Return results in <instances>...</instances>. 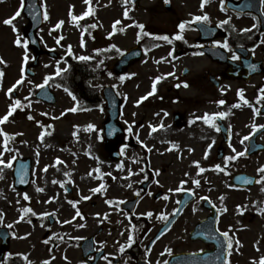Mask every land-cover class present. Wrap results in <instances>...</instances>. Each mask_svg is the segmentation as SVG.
Here are the masks:
<instances>
[{"label":"rangeland","instance_id":"374dc122","mask_svg":"<svg viewBox=\"0 0 264 264\" xmlns=\"http://www.w3.org/2000/svg\"><path fill=\"white\" fill-rule=\"evenodd\" d=\"M40 3L49 16L38 32L42 48L65 57L71 56L86 68L101 71L106 66L112 67L119 56L98 57L95 50L110 43L115 44L122 52L133 48L141 35L140 29L136 27L137 23L159 33L174 35L179 33L177 24L180 20H192L195 15L207 13L209 19L217 23L231 18V15L222 10L220 0H209L203 12L200 9L201 0H170V10L164 8V0H143L138 7H134L130 2L126 5L124 0H91L94 14L78 22L72 20L70 13L82 15L87 11L89 5L85 4L84 0H40ZM20 5L21 0H0V58L6 62L0 63V71L4 72L0 88V117L7 113L9 105L15 100L13 92L17 93V99L23 105L22 111L14 112L7 122L0 125V129L9 135L7 147L10 149L4 150L5 138L0 135V153L3 154L0 159L7 163L15 157L11 168L0 165V215L3 217L0 227L13 231L10 254H19L23 258L26 256L27 260L23 259L25 264H44V261H48V264H78L80 258L76 248L67 240V237L78 238V235L73 233L71 226L66 227L67 223L64 221L70 219L76 209H83L84 213L92 218V225H98L99 220L92 213L98 210V207L106 206L104 199L100 195L92 197L91 201L97 204V209H92L91 202L83 199L85 196H91V189L97 186L94 179L97 177L100 181L97 187L101 184L107 185L110 178L105 176L107 173L116 175L122 171L123 173L115 179L112 178L111 184L99 194H110V197L117 198L123 197V194L128 195L129 170L138 172L144 168L143 164L137 162L144 153L140 148H131L126 154V159L117 163L109 161L104 144L99 143L98 133V129H101L105 122L106 113L96 110L83 113L70 111L73 107L81 106L83 102L76 91L67 86L66 62H58L44 56L35 70L36 77L26 75L24 70L31 65L33 52L28 47L29 59L25 63V49L15 44L17 34L22 37V43L27 42L24 29L28 25V19L23 14L24 7L21 10ZM125 8L129 9L127 18L123 15ZM17 10H21V15L14 20L17 31H13L11 25L4 24V20L12 17ZM117 20L121 23L115 26L114 34L110 36ZM59 21H64L63 25L53 30ZM93 24L96 27H91ZM251 25V21L230 20L229 27L240 29ZM182 35L187 39V47L191 49L187 55L167 41L155 40L146 47L148 51L145 49L144 59L135 64L124 75L123 80L101 76L99 73L88 86L91 89H99L105 85H116L122 99L121 127L128 132L129 138L143 146L147 154L152 153L151 167L159 173L162 171L157 177L158 183L166 185L169 190L177 188L181 181H187L185 184L195 189L199 196L209 195L224 204L228 217L235 224V241H239L232 256L234 262L259 264L261 257H264V213L259 211L264 209V181L254 188L240 190L231 180L241 172L259 175L257 170L264 167V153L247 158L239 157L234 160V166L227 167L226 172H219L215 170V165L224 167L226 163L217 157L218 148L223 146L219 131L202 120L191 122L196 116H203L205 113L236 111L241 117L238 121L235 119L238 132L230 143L231 147H225V154L235 155L232 148L237 152L247 151L248 140L243 144L240 141L245 135H249L252 125L257 122L258 115L254 109L258 103L241 105L239 109L242 113L234 109L231 103L235 101L239 88H244L245 97L251 98L249 90L257 82L242 84L236 80H223L220 90L209 85L207 79L204 88H196L190 82V89L176 92L175 96L181 100L175 103L170 99L168 86L182 85L185 82L181 75L183 68L191 70L193 81L204 74L207 76L208 72L221 78V72L225 68L212 62L204 53L196 54L201 53L200 49L192 51L194 47L205 46L197 42L196 31L187 28ZM61 37L63 39H60ZM57 39H60L59 44ZM261 39L264 41V37ZM69 46L71 55L68 52ZM256 50L257 56H263L264 43L260 42ZM79 56H89L91 59L82 61L78 59ZM57 66L67 70L57 76ZM169 73L172 75H168ZM22 76L23 82L17 85L16 81ZM48 76L53 77L48 83H51V90L57 97L56 105L49 106L35 99L40 88L38 85L43 84ZM157 77L162 79L156 84V92L141 101V97L151 91ZM13 85L16 87L10 97L7 90ZM69 92L75 95L76 101ZM220 100H224L226 104L219 105ZM251 100L254 102L252 98ZM138 101L141 102L137 104ZM174 115L182 116L179 126L174 124ZM29 116L32 119H29ZM161 124L163 127H159ZM89 125L93 126L91 131L88 130ZM129 126L132 128L131 132L128 130ZM152 127H157V130L152 131ZM45 130L51 134H45L41 141L40 134ZM261 142L264 143V136ZM173 144L178 147L173 148ZM20 158L32 160L33 182L29 188L17 190L14 188L13 167ZM57 159L62 163L57 164ZM196 161L200 163V167L205 168V172L199 173L194 163ZM119 164L123 165V169L117 167ZM46 166L45 172L43 169ZM97 168L99 172L95 171ZM197 179L200 180L199 186L193 183ZM67 187L75 189L72 195L67 194ZM38 188H43L44 191L40 192ZM24 193L29 195V200L23 199ZM221 197L224 199L221 200ZM170 198H175V195L171 194ZM25 208H31L36 215L25 213ZM45 212L53 213L52 216L57 215L58 223L55 222V225L51 226L49 218L41 215ZM21 216L23 219H20ZM9 224L13 227L9 228ZM46 240L48 243H45ZM7 264L12 263L9 261Z\"/></svg>","mask_w":264,"mask_h":264},{"label":"flooded vegetation","instance_id":"af4514ba","mask_svg":"<svg viewBox=\"0 0 264 264\" xmlns=\"http://www.w3.org/2000/svg\"><path fill=\"white\" fill-rule=\"evenodd\" d=\"M239 2L240 0H234ZM233 19L236 22L241 20L251 21L252 33L244 32L241 29H232L228 25L218 26L220 24H213L218 26L225 33L224 38L216 41L226 40L231 48L239 56L237 48H245L252 56L253 49L256 46L255 39H251L248 35L259 34L261 32L259 19L254 15L241 14L238 15L230 11ZM255 25V27H253ZM264 35V33L262 34ZM239 39V40H236ZM259 41V36H256ZM238 65L239 60L233 61ZM191 74L186 77V82L196 88L205 87V74L197 78L191 79ZM257 79V80H255ZM257 82L255 86L249 90L251 98H246L249 103L257 102L260 94V89L264 88V74L255 76L250 80L239 81V83L252 84ZM223 83V82H222ZM180 86L169 87L168 92L170 99L175 103L179 101L176 97V90L184 89ZM190 89V86L187 87ZM172 95V96H171ZM240 98V97H239ZM181 100V99H180ZM172 102V103H174ZM264 107V100H260L256 109H259V115L255 125L264 124V113L261 109ZM240 115L229 113L227 117L220 118L218 124L221 136L226 132L229 141L237 135L236 120H240ZM253 132L251 127L250 133ZM260 132L257 135L256 142L261 143V137L264 136V128L255 132ZM254 134V135H255ZM133 146V145H132ZM123 159V156H122ZM143 163L147 164L144 160ZM142 180L137 181L136 175L131 176L130 198L125 197L124 203H119L122 197H115L112 204L105 207H99L93 212L96 219L99 220L98 225H92V218H85L81 215V225L77 227L73 222L70 227L74 234L79 235L77 242V256L80 258L78 264H235L233 262V248L227 249L225 258L223 257V250L226 249L227 243L224 237L220 236V232L229 231V236L233 239V247L235 245V224L228 217V210L222 211L227 207L220 204L216 198L205 196L208 199H201L202 196H194L188 206L184 208L180 217L167 230L165 225L174 217L176 210L181 201L182 192L177 194L175 198L171 199L169 190L166 185L157 183V176L153 174L152 170L145 169L141 173ZM147 176V178H145ZM259 180V179H258ZM176 189V188H175ZM174 190V189H173ZM140 195L137 196L136 193ZM173 192V191H172ZM151 193V195H149ZM125 196V195H123ZM165 197H168L165 199ZM136 200L135 204L125 206L126 202ZM179 201V203H178ZM92 209H97L95 203H91ZM152 213L151 217L146 214ZM99 214V215H98ZM166 215L168 220L160 219L158 217ZM107 216V219H105ZM52 224L55 225V221ZM135 226L133 228L132 226ZM133 237L134 243L129 247L127 244L128 237ZM90 241L88 250L84 253L82 244L84 241ZM121 245H124V251H120ZM170 250L171 254H169ZM108 259L105 260L104 257Z\"/></svg>","mask_w":264,"mask_h":264},{"label":"snow or ice","instance_id":"6c2138e0","mask_svg":"<svg viewBox=\"0 0 264 264\" xmlns=\"http://www.w3.org/2000/svg\"><path fill=\"white\" fill-rule=\"evenodd\" d=\"M84 2H85V4L89 5V7L87 8V11H85L82 15H72V14L70 13V15L72 16V20H73V21L78 22V21H80L81 19H83V18L89 16L90 14H94V10H93V8L91 7V0H84ZM164 2L167 4V3L170 2V0H164ZM124 3L127 5V4L129 3V0H124ZM208 3H209V0H201L200 9H201L202 12H203L204 7H205ZM221 6H222V10H223V0H221ZM23 7H24V0H21L20 9L22 10ZM21 10H17V11L15 12V14H14L12 17H10V18L4 20V24H5V25H11L12 28H13V31H17V30H16V26H15V24H14L13 22H14V20L16 19V17H19V16L21 15ZM128 14H129V9H128V8H125L124 13H123L124 17L127 18V17H128ZM43 18H44L45 20H48V19H49V16H48V12H47V10H45ZM208 22H209V16H208L207 13H203L202 15H195V16L192 18L191 21L181 22V23L178 25L179 33L174 37V39H176V40H182V39H183V35H182V33L184 32V30H185V28H186V25H189V24H192V23H208ZM63 23H64V21H59V22L54 26V29H53V30L60 28V27L63 25ZM120 23H121V22H120L119 20L115 21V23H114V25H113V33H110V36H111L112 34H114V32H115V26L118 25V24H120ZM229 23H230V20H229V19H226V20L221 21V22H220V25H218V26H223V25H226V24H229ZM91 27L94 28V27H96V25L93 24V25H91ZM136 27L140 29V32H141L143 35H145V36L151 35L150 33L144 31L145 26H144L143 24H138V23H137V24H136ZM253 27H255V25H253ZM121 31H123V29H121ZM243 31H244V32H250V31H252V28H246V29H243ZM60 39H63V37H61ZM60 39H57V41H56L57 44L60 43ZM155 39H157V40H163V41H167V42L171 43V40H170L169 36H167V35L156 36ZM261 42L264 43V41H261ZM15 44H16L17 46L23 47V48L25 49V53H24V57H23V59H24V62L27 63V61H28V59H29V56H28V54H27L28 43H27L26 41H24V42L22 43V37H21L19 34H17V37H16V39H15ZM156 46L159 47V45H156ZM214 46H216V47H222V48H224L225 50L231 51V48H230V46H229V44H228V42H227L226 40H225L223 43H221L220 41H216V42H214ZM111 47L114 48V49H116L117 52H120L121 55L124 54L119 48L116 47L115 44H113ZM146 51H148V50L146 49ZM68 52H69V55H71V47H70V46H69ZM171 54H172V53H169V55H171ZM196 54H202V53H196ZM78 59H79V60H82V61H86V60L91 59V57H89V56H79ZM162 59H163V58H162ZM231 59H232L233 61H236V60H239L240 57H239L235 52H233L232 55H231ZM159 62H160V61H157V63H159ZM0 63H6V62L3 60V58H0ZM101 63H102V62H101ZM249 68L254 70V69H255V65H249ZM66 70H67V69H61L59 66H57V68H56V73H55V74H56L57 76H59V75L61 74L62 71H66ZM168 75H172V73H169ZM3 76H4V72H3V71H0V78H2ZM52 78H53L52 76H48V77H46L45 80H44V83L41 84V85H38V87H44V85H46V84L48 83V81L51 80ZM120 79L123 80L124 77H120ZM160 79H162V77H157V78L155 79V81H154L153 84H152V89H151V91H150L146 96L141 97V101L144 100V99H147L148 96H151V95H153V94L156 92V84L159 83ZM22 82H23V76L21 77L20 80H17V81H16V84L18 85V84H21ZM183 86H184V87H189V85H188L186 82L184 83ZM15 87H16V85H13V87H10V88L7 90V91H8V94H9L10 97H11V94H12L13 89H14ZM177 87H180V85L178 84ZM65 91H68V90L65 89ZM260 94H261V95L258 97V99H257V103H259L260 100H264V88L260 89ZM69 95H71V96H72V99H73L74 101H76L77 98L75 97V95H72L71 92H69ZM238 95L240 96V99H241V101H243L244 104H248V103H249L248 100L245 99V97H244V92H243V90H240L239 93H238ZM25 99L27 100V97H26ZM141 101H138L137 104H139ZM77 103H78V102H77ZM224 103H225L224 100H220V101H218V104H219V105H223ZM240 106H241V105H240L239 103L233 105L234 108H238V107H240ZM18 108H21V109H22V108H23V105H22V103H21V101H20L19 99H16V100H14V101L9 105V110L7 111V113H6L3 117H0V125H3L5 122H7V121L9 120V117L12 116L13 113H14ZM70 111L75 112V111H77V108H76V107H73L72 109H70ZM254 112H255L257 115L260 114V113H259V109H254ZM165 115H167V113H165ZM228 115H229V112H217V113H214V114L205 113L203 116H196V117L194 118V120H192L191 122L194 123L196 120H202L206 125H209V126H211L212 128H214L215 130L219 131V127H218V125L216 124V120H217L218 118H221V119H222V118H224V117H227ZM29 119H32V117L29 116ZM159 127H163V124L159 125ZM92 128H93L92 125H89V126H88V130H89V131H91ZM252 128H253V132L250 133V135H245V136L241 139V141H240L241 144H243L244 141L249 140V139H250V136H251V135H254L256 131H258V130L261 129V128H264V124H262V125H255V124H253V125H252ZM128 130H129V132L132 131L131 126H129V129H128ZM156 130H157V127H152V131H156ZM45 134L50 135L51 133L47 132V130H45L44 132H42V133L40 134V137H39V139H40L41 141H43ZM0 135H3L4 138H5V140H4V150H5V151H10V149H8V147H7L8 140H9V135H8V133L4 132L3 129H0ZM176 147H178V146L175 145V144H173V148H176ZM209 147H211V146H209ZM230 147H231V145H230ZM121 151H123V149H122ZM149 151H151V149H149ZM190 151H191V149H190ZM232 151L235 153V155H229V156L225 157V158H224V159H225V162H226V163H225V166L222 167L220 164H216V165H215V170H217V171H219V172H226V169H227V162H229V161H234V160H236L237 158L242 157V156H244V155L246 154V151L237 152L235 148H232ZM2 155H3V154L0 153V156H2ZM205 158H207V153H206V155H205ZM14 159H15V157H12V160H14ZM12 160H9L7 163H5V161H4L3 159H0V165H3L5 168H11V167H12ZM56 163H57V164H60V163H62V161H60L59 159H57ZM194 163L196 164V167L199 169V173H203V172H205V168L200 167V163H199L198 161H196V162H194ZM117 167L123 169V165H122V164L117 165ZM43 171H45V172L47 171V166L43 169ZM95 171L99 172V169L97 168ZM141 171H143V169H141ZM257 171H258V173L261 174V175H260V179L257 181V183H260V182L264 181V167L259 168ZM129 172L131 173V170H129ZM199 173H198V174H199ZM108 175H111V173H108ZM156 175H159V172H158V171L156 172ZM0 178H2V177H0ZM145 178H147V176H146ZM113 179H115V177H113ZM22 182H23V181H22ZM245 182H246V183H250V181H245ZM157 183H158V181H157ZM185 183H187V181H181V186H180V187H177V188L174 189V190H173V189H169V192H172V191H176V192L186 191V190L183 188V184H185ZM193 183H195L197 186H199V184H200V180H198V179H197V180H194ZM129 187H131V185H129ZM104 189H105V185H104V184H101V185H99V187H96V188H94V189H91V191H92L93 193H99V192H102V190H104ZM37 190L40 191V192H43V191H44L43 188H38ZM136 195L139 196L140 193L137 192ZM149 195H151V193H149ZM167 198H168V197H165V199H167ZM23 199H24V200H29L30 197H29V195H28L27 193H24V194H23ZM83 199L88 200V199H90V197L85 196V197H83ZM201 199L207 200L208 198H207V197H201ZM220 199L223 200L224 197H221ZM69 203H73V202H72V201H69ZM106 203L112 204L113 201L109 200V201H106ZM119 203H124V201H120ZM178 203H179V201H178ZM74 206H75V205H74ZM238 207H240V206H238ZM23 211H24L25 213H32V215H36V213L33 212V210H32L31 208H25ZM176 211L178 212L179 209H177ZM222 211H225V212H226L227 209L224 208V209H222ZM259 211H261L262 213H264V209H259ZM41 215H42L43 217H48V216H50V215H54V214H53V213L45 212V213H42ZM75 215H76V216H81V213H80V211H79L78 209L76 210ZM98 215H99V214H98ZM141 215H147L148 217H151V216H152V213H151V212H148V213H146V214H141ZM158 218H160V219H164L165 221L168 220V217H167L166 215L160 216V217H158ZM20 219H23V216H21ZM105 219H107V216H105ZM2 222H3V217H2V215H0V223H2ZM69 222H70V221H64V223H69ZM83 226H84V225H79V227H83ZM8 227L11 228V227H13V225L9 224ZM132 227L135 228L134 225H133ZM220 236H222V237L225 238L226 243H227V249H228V250H231V249L233 248V239L229 236V231H223V232H220ZM77 239H79V238H77ZM45 243H48V241L46 240ZM132 243H134L133 237H132L131 235H129V237H128V241H127V244H128V246L130 247V246L132 245ZM235 243H236V244H239V241L237 240ZM120 251H121V252L124 251V245H121V247H120ZM168 252H169V254H171L170 250H168ZM24 259L27 260V257L25 256ZM104 259L107 260L108 257L105 256ZM29 264H30V262H29ZM44 264H48V261H44ZM109 264H111V261H109ZM165 264H167V262H165ZM253 264H255V262H253ZM259 264H264V257H261Z\"/></svg>","mask_w":264,"mask_h":264},{"label":"water","instance_id":"95a60500","mask_svg":"<svg viewBox=\"0 0 264 264\" xmlns=\"http://www.w3.org/2000/svg\"><path fill=\"white\" fill-rule=\"evenodd\" d=\"M136 4L139 3V0H133ZM27 6V10L26 12L28 13L29 11L33 12V16H29L30 19V25L28 27V29H26V35L27 38L29 39L30 42V46L32 47V49L35 50L36 55H35V63L34 66H37L38 63V59L42 54V51L40 49L39 46V42L38 39L35 37L36 35V31L41 28L42 24H43V16H42V12L40 10V7L38 6V0H28L26 3ZM236 10H239L240 7H236ZM28 17V15H27ZM202 30H206L205 28H202ZM209 56H211V58L213 60L219 59L221 58L220 56V52L214 53V52H207ZM143 57L142 55V51L138 48L129 51L127 54L123 55V58L115 65V72L118 75L123 74L129 65L134 64L136 61L140 60ZM247 71V72H246ZM248 72H253V69H250L249 67L245 70L244 68L241 70H238L236 68H230L226 73L225 76L226 78H231L233 79L236 73H240V78H245L248 79L249 76L253 75H248ZM210 82L214 83V85L216 87H218V84H216L215 79L210 76L209 77ZM46 91V90H43ZM42 98L46 99L47 101H51L53 100V97L48 93H44L41 96ZM104 98L105 100L108 101V111L110 113L109 115V119H108V123L105 124V130L104 133H106L108 135L109 138L106 139V142L108 143V147L109 149H111V147H117L118 145L123 144V139H124V134L123 132L120 130L119 128V116H120V101L118 100L117 96L113 93V90L111 88H105L104 91ZM112 150V149H111ZM22 164V165H20ZM19 166L20 169H19ZM30 161H24V162H20L18 164V166L16 167V174H20L18 182H17V186L18 187H27L30 184ZM23 181V182H22ZM235 183L240 184L242 186H247L248 184L242 180L241 177H238L237 179L234 180ZM184 207V206H182ZM0 237L2 238V246L0 249V258L1 260L4 258V255L6 254V252L9 250V240H10V235L6 232V231H0Z\"/></svg>","mask_w":264,"mask_h":264},{"label":"trees","instance_id":"16d2710c","mask_svg":"<svg viewBox=\"0 0 264 264\" xmlns=\"http://www.w3.org/2000/svg\"><path fill=\"white\" fill-rule=\"evenodd\" d=\"M85 69H83L80 65H78L77 63H72V72H71V78L70 80H72V86L79 91L80 95L82 97H87L88 96V92L85 88H80V84L81 81L85 80L86 74L84 73ZM88 101V100H86ZM89 102V101H88ZM90 103V102H89Z\"/></svg>","mask_w":264,"mask_h":264}]
</instances>
